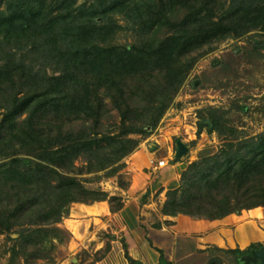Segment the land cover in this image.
<instances>
[{"label":"trees","instance_id":"1","mask_svg":"<svg viewBox=\"0 0 264 264\" xmlns=\"http://www.w3.org/2000/svg\"><path fill=\"white\" fill-rule=\"evenodd\" d=\"M215 1L0 0V235L11 258L34 264L64 241L58 224L73 202L106 200L119 210L118 196L86 183L121 170L138 144L129 135L157 124L192 66L186 56L235 26L264 29V0H233L214 19ZM176 5L185 14L172 21ZM159 25L170 32L154 41ZM120 30L134 40L113 43ZM107 103L118 115L113 129ZM203 120L198 133L221 132V116L210 115L211 126ZM188 165L166 191L163 214L214 220L264 206V132ZM261 246L221 249L241 262ZM157 251L156 264H170Z\"/></svg>","mask_w":264,"mask_h":264},{"label":"rangeland","instance_id":"2","mask_svg":"<svg viewBox=\"0 0 264 264\" xmlns=\"http://www.w3.org/2000/svg\"><path fill=\"white\" fill-rule=\"evenodd\" d=\"M81 1L83 0H78V2ZM232 1L216 0L213 18L215 19L218 13L226 12ZM184 14L185 9L176 5L169 13V19L178 21ZM118 21L123 22L120 18ZM234 28L223 36L213 38L208 43L193 49L186 56L187 60L191 59L192 66L178 88L173 91L172 99L157 124L148 134L129 135L138 142L131 152L145 144L148 150L152 146V149L156 151L154 157L164 158L170 154L174 157L175 141L180 139L187 146V152L181 156L182 166L188 168L190 162L203 160L217 153L221 145L228 140L264 132V29L258 27L240 31L239 27ZM169 32L167 26L159 25L151 32L150 37L157 41ZM131 36L129 30H120L116 32L112 42L132 41L134 39ZM160 77L158 75V78ZM107 106L109 112L104 121L107 128L113 129L118 122V115L109 103ZM213 113L222 117L221 132H209L204 126L198 133V120L208 119ZM169 146L172 147L171 152H168ZM129 154L122 159L124 166L121 170L126 166L125 160ZM75 165H80L79 161H75ZM121 170L112 176L102 175L104 172L102 170L98 172L101 175L99 181L89 182L86 185L92 188L98 187L108 195H114L109 194L106 189L110 188L111 184L115 183L127 189L131 183L129 173L125 174ZM83 175L89 177L93 174ZM180 178L181 175L177 185ZM177 185L168 188H175ZM161 189L162 187L159 190ZM93 203L94 201L89 205ZM106 203L109 208L107 201ZM77 206L74 202L71 203L68 214L63 217L65 220L62 218L58 224L61 229L68 232L64 241L55 242L54 247L49 246L51 252L47 256L32 262L34 264L127 263L121 250V233L110 220L107 221L108 215L100 216V220L87 224L84 227L85 230L82 229L78 233L79 227L74 225V212ZM79 206L84 208L83 205ZM86 210H88L87 207ZM257 225L264 230V219L257 222ZM247 227L250 230V227ZM12 236L15 235L12 234ZM113 239L118 240L117 244L112 242ZM9 246V239L1 234L0 264H24L21 256L18 259L10 257ZM221 248L229 247L211 245L205 248L207 251L205 263L213 260V264H242V261L238 262L233 253Z\"/></svg>","mask_w":264,"mask_h":264},{"label":"crops","instance_id":"3","mask_svg":"<svg viewBox=\"0 0 264 264\" xmlns=\"http://www.w3.org/2000/svg\"><path fill=\"white\" fill-rule=\"evenodd\" d=\"M168 148V152H171L172 147ZM155 152L152 146L149 150L145 144L139 146L127 156V164L122 169L123 173H129V187L125 189L113 183L106 188L109 194L120 197L122 206L119 210L109 211L105 200L94 201L90 205L74 202L78 205L74 212V225L79 227L78 233L85 230L87 224L100 220V216L108 215L107 221L110 220L121 233L119 241L122 253L126 250L132 259L141 264H156L158 249L162 250L170 264H204L207 256L205 248L211 245L229 248H244L250 242L264 245V230L257 225L264 219V206L230 213L214 220L193 218L181 213L174 216L163 214L160 207L165 193L168 187L177 185L184 167L181 157L173 161L175 156L170 154L164 156L168 158L165 166L151 170L150 160L161 158L154 157ZM117 241L112 240L116 244Z\"/></svg>","mask_w":264,"mask_h":264},{"label":"water","instance_id":"4","mask_svg":"<svg viewBox=\"0 0 264 264\" xmlns=\"http://www.w3.org/2000/svg\"><path fill=\"white\" fill-rule=\"evenodd\" d=\"M204 123H208L211 126V121L208 119L203 120ZM176 150L174 156L180 158L187 152V146L180 140L175 141ZM242 264L257 263L264 264V245L259 249L252 251L250 254H246L242 257Z\"/></svg>","mask_w":264,"mask_h":264},{"label":"built area","instance_id":"5","mask_svg":"<svg viewBox=\"0 0 264 264\" xmlns=\"http://www.w3.org/2000/svg\"><path fill=\"white\" fill-rule=\"evenodd\" d=\"M167 158H160V159H151L150 160V168L151 170L155 171L158 168H161L167 164Z\"/></svg>","mask_w":264,"mask_h":264}]
</instances>
